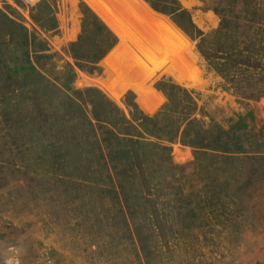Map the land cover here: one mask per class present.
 I'll return each mask as SVG.
<instances>
[{
    "label": "trees",
    "instance_id": "obj_1",
    "mask_svg": "<svg viewBox=\"0 0 264 264\" xmlns=\"http://www.w3.org/2000/svg\"><path fill=\"white\" fill-rule=\"evenodd\" d=\"M145 1L196 41L226 91L264 98V0H214L219 23L208 34L180 0ZM8 8H0V188L17 183L14 203L44 212L46 226L77 230L101 260L236 264L243 233L264 227V121L249 111L224 128L166 77L154 85L166 103L152 116L130 91L119 107L101 78L102 91L74 88L76 69L100 73L114 33L79 2L80 32L65 50L73 62L47 75L58 53L40 33L58 32L55 0L31 7L38 32ZM74 15L65 39L76 34ZM174 142L192 149L190 163L172 161Z\"/></svg>",
    "mask_w": 264,
    "mask_h": 264
},
{
    "label": "rangeland",
    "instance_id": "obj_2",
    "mask_svg": "<svg viewBox=\"0 0 264 264\" xmlns=\"http://www.w3.org/2000/svg\"><path fill=\"white\" fill-rule=\"evenodd\" d=\"M39 1L41 0L29 2L25 0H0V8L10 11L8 7H11L13 13H16V17L23 21L30 31L38 32L39 30L36 29L35 24L31 21L30 9ZM144 1L145 0H143V2ZM188 1L180 0L184 7ZM79 2H83L88 6L83 0H71V3L68 5L64 4L61 0H55L58 32L56 34H52L51 32L40 33V36L48 41L51 47L50 52L58 53V56H56L53 61L46 62L47 64L43 71L47 75L58 74L65 62H73L65 53V50L68 44L74 41L80 32L81 14L78 8ZM199 3L200 4L194 5V7L199 5L202 12L196 10L198 7L192 9L196 11H189L195 25L197 20L204 19V14H207V11H211L215 19L217 21L219 20L212 10L214 0H199ZM71 6L74 8H71ZM71 9L73 10L71 11ZM67 10L68 13L66 14ZM72 13L75 14V27L77 31L72 39H65V33L72 28L73 25L71 21ZM197 15H200V17H197ZM164 19L168 20L167 18ZM207 20L208 17L205 19L203 30L196 25L204 34H208L215 29L208 25ZM192 44L194 47L193 52L196 55V67L198 66L197 68L200 71V83H193V80H191L189 85L185 83L182 84L176 81L172 76L161 73L159 76L155 77L152 83L143 87V89L148 90L150 94H152L151 97L146 100V105L143 99H139L135 90L129 86H123L119 89V92L117 88L111 90L110 87H108V85L114 86L117 84H113L112 82L114 73L106 62L107 58L99 63L100 73L98 74H88L76 69V78L73 82V87L82 89L92 86L101 91L103 89L122 109H124V105L122 104V99L119 100V98L122 93L130 91L134 94L135 102L141 107H139V109L147 114H151L158 108H162L166 103V99H164L161 93L154 87L158 81L166 77L172 82L191 91L197 100L198 106L203 108L210 118L221 124L224 128H227L239 115H243L249 111H252L257 125L263 122L264 98L258 101L241 100L230 91H226L222 86L221 79L206 68L203 59H201L196 51V41L192 40ZM151 72L152 71H146L142 76V80L147 77L146 75H150ZM105 74L108 75V78H103ZM99 78L103 79L101 84L102 89L94 83ZM83 79H86L88 82L83 83ZM205 120L208 121V117H206ZM170 147L171 159L175 164L183 165L193 160L192 149L190 147L183 146L178 142L171 143ZM176 149L180 154L187 152L191 157H185L186 159L180 160L177 156ZM10 180H13L12 177H10ZM17 186V183L14 182L9 184L7 190L2 187L0 188V264H126L123 262H116L118 260L106 261L99 259L97 255L93 253L92 249L94 247H85L81 236L75 229L69 230V228H66V230H60L53 225H44L42 222L44 212H30L23 206V208H21L20 204L14 203V198L17 197L15 196ZM70 216L71 215H65V217L62 216L61 219H68ZM49 261L51 263H49ZM236 264H264V227L243 233Z\"/></svg>",
    "mask_w": 264,
    "mask_h": 264
},
{
    "label": "bare ground",
    "instance_id": "obj_3",
    "mask_svg": "<svg viewBox=\"0 0 264 264\" xmlns=\"http://www.w3.org/2000/svg\"><path fill=\"white\" fill-rule=\"evenodd\" d=\"M86 1L120 38V44L106 59L114 73L112 82L117 84L108 85L111 90L117 88L119 92L123 86H129L145 103L152 94L143 87L161 73L182 84L189 85L191 80L200 83L193 44L181 39L174 25L153 13L145 1ZM146 71L152 72L142 80Z\"/></svg>",
    "mask_w": 264,
    "mask_h": 264
},
{
    "label": "crops",
    "instance_id": "obj_4",
    "mask_svg": "<svg viewBox=\"0 0 264 264\" xmlns=\"http://www.w3.org/2000/svg\"><path fill=\"white\" fill-rule=\"evenodd\" d=\"M25 1H27V2H29L28 0H25ZM33 1V0H32ZM94 12H95V14L101 19V17L98 15V13L94 10V8L86 1V0H83ZM188 1V0H187ZM196 4H200L199 3V0H189L188 2H186V5H185V7H187L186 9L188 10V11H201L202 12V10L199 8V5L197 6L198 7V9H196V10H192V9H194V8H197V7H194V5H196ZM184 7V8H185ZM197 17H200V15H197ZM208 17V20H207V23H208V25H210L212 28H217V26H218V23H219V20L217 21L216 19H215V17H214V15L211 13V11H207V14H204V19L202 18H200L201 20H197V22H196V25L198 26V28H200L201 30H203L204 29V24H205V19ZM102 21H103V19H101ZM104 22V21H103ZM105 23V22H104ZM106 24V23H105ZM107 25V24H106ZM107 27L114 33V35L118 38V44H117V46L115 47V48H117L118 47V45L120 44V38H119V36L117 35V33L109 26V25H107ZM114 48V49H115ZM113 49V50H114ZM112 52H110L105 58H108V56H110V54H111ZM104 58V59H105Z\"/></svg>",
    "mask_w": 264,
    "mask_h": 264
},
{
    "label": "water",
    "instance_id": "obj_5",
    "mask_svg": "<svg viewBox=\"0 0 264 264\" xmlns=\"http://www.w3.org/2000/svg\"><path fill=\"white\" fill-rule=\"evenodd\" d=\"M148 5V4H147ZM149 6V5H148ZM149 8L151 9V11L157 15H159L160 17H163V18H167L175 27V31L178 33V35L180 36L181 39H185L187 40L189 43H192V40L166 15L162 14V13H159V12H156L155 10L152 9V7L149 6ZM117 44H118V38H117ZM117 44L105 55V57L113 51V49L117 46ZM104 57V58H105ZM104 58L100 61V63L104 60ZM125 93V92H124ZM124 93L121 94L120 99H122V97L124 96ZM160 109L158 108L156 111H154L153 113L151 114H147V115H154L156 112H158Z\"/></svg>",
    "mask_w": 264,
    "mask_h": 264
},
{
    "label": "built area",
    "instance_id": "obj_6",
    "mask_svg": "<svg viewBox=\"0 0 264 264\" xmlns=\"http://www.w3.org/2000/svg\"><path fill=\"white\" fill-rule=\"evenodd\" d=\"M49 263H51V262L49 261Z\"/></svg>",
    "mask_w": 264,
    "mask_h": 264
}]
</instances>
